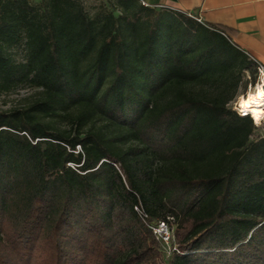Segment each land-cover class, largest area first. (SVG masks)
<instances>
[{
    "label": "trees",
    "instance_id": "1",
    "mask_svg": "<svg viewBox=\"0 0 264 264\" xmlns=\"http://www.w3.org/2000/svg\"><path fill=\"white\" fill-rule=\"evenodd\" d=\"M235 34L139 0H0V95L32 90L0 108V264H264Z\"/></svg>",
    "mask_w": 264,
    "mask_h": 264
},
{
    "label": "crops",
    "instance_id": "2",
    "mask_svg": "<svg viewBox=\"0 0 264 264\" xmlns=\"http://www.w3.org/2000/svg\"><path fill=\"white\" fill-rule=\"evenodd\" d=\"M149 6L193 14L200 22L236 31L232 41L264 65V0H141Z\"/></svg>",
    "mask_w": 264,
    "mask_h": 264
},
{
    "label": "rangeland",
    "instance_id": "3",
    "mask_svg": "<svg viewBox=\"0 0 264 264\" xmlns=\"http://www.w3.org/2000/svg\"><path fill=\"white\" fill-rule=\"evenodd\" d=\"M33 1H35V0H33ZM139 1L144 5H148L144 1H141V0H139ZM82 2L88 11H92L96 5H98L102 2H104L105 4H109V0H82ZM246 80H248V81L245 84V87L242 84L238 89V95L234 98V100H232L229 103V106L232 109H234L235 106H238L237 102H238V99L240 97L246 95V93L249 90L253 89L255 87V85L257 83H259V76H258L256 69H255L254 80H253V75L252 74L250 75L248 73L246 74ZM31 94H32V90H30V89H22V90H19L18 92L2 94V95H0V108L8 109V108L20 106L21 104H23L27 100V98ZM244 114H246V113H244ZM250 115L253 118L254 123L258 126L257 130L253 134V137L255 138L259 135H263L264 134V114H261L259 117H256V115H253V114H250Z\"/></svg>",
    "mask_w": 264,
    "mask_h": 264
},
{
    "label": "built area",
    "instance_id": "4",
    "mask_svg": "<svg viewBox=\"0 0 264 264\" xmlns=\"http://www.w3.org/2000/svg\"><path fill=\"white\" fill-rule=\"evenodd\" d=\"M247 56L255 64V69H256L258 76H259V83H260V85H263L264 65H262L261 63H259L258 61H256L252 57H250L248 54H247ZM233 110H235L241 116L246 115L242 111H240L238 106H235ZM249 116H251V115L249 114ZM135 209H137V208L135 207ZM149 228L152 231L154 237L157 240L162 242V244L164 245V249L167 252V254L172 253V252H177V246H176L175 241H174V233H173V228H174L173 217L168 216L164 220H159L155 223H152L149 225Z\"/></svg>",
    "mask_w": 264,
    "mask_h": 264
},
{
    "label": "bare ground",
    "instance_id": "5",
    "mask_svg": "<svg viewBox=\"0 0 264 264\" xmlns=\"http://www.w3.org/2000/svg\"><path fill=\"white\" fill-rule=\"evenodd\" d=\"M261 92H264V87L257 83L246 95L240 97L237 102L240 111L256 115V117L264 114V95H260Z\"/></svg>",
    "mask_w": 264,
    "mask_h": 264
},
{
    "label": "snow or ice",
    "instance_id": "6",
    "mask_svg": "<svg viewBox=\"0 0 264 264\" xmlns=\"http://www.w3.org/2000/svg\"><path fill=\"white\" fill-rule=\"evenodd\" d=\"M260 95H264V92L259 93Z\"/></svg>",
    "mask_w": 264,
    "mask_h": 264
},
{
    "label": "water",
    "instance_id": "7",
    "mask_svg": "<svg viewBox=\"0 0 264 264\" xmlns=\"http://www.w3.org/2000/svg\"><path fill=\"white\" fill-rule=\"evenodd\" d=\"M263 87H264V79H263Z\"/></svg>",
    "mask_w": 264,
    "mask_h": 264
}]
</instances>
